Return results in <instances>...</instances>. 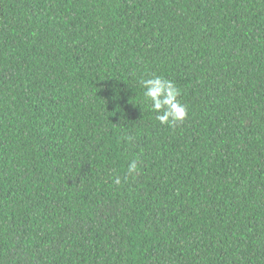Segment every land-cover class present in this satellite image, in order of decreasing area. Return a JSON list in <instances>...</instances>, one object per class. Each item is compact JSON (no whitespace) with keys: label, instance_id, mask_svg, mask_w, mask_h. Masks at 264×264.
Returning a JSON list of instances; mask_svg holds the SVG:
<instances>
[{"label":"trees","instance_id":"16d2710c","mask_svg":"<svg viewBox=\"0 0 264 264\" xmlns=\"http://www.w3.org/2000/svg\"><path fill=\"white\" fill-rule=\"evenodd\" d=\"M0 264H264V0H0Z\"/></svg>","mask_w":264,"mask_h":264},{"label":"clouds","instance_id":"9594fccd","mask_svg":"<svg viewBox=\"0 0 264 264\" xmlns=\"http://www.w3.org/2000/svg\"><path fill=\"white\" fill-rule=\"evenodd\" d=\"M139 83L143 89V98L150 101V109L156 113L155 119L161 125L175 127L187 118L188 108L180 101L181 90L173 81L153 74L150 78H142ZM138 167L139 161L132 160L128 164L124 181L137 174ZM114 183L120 185L121 177L116 176Z\"/></svg>","mask_w":264,"mask_h":264}]
</instances>
